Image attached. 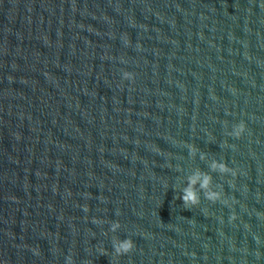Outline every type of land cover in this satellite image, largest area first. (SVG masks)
Listing matches in <instances>:
<instances>
[{
	"label": "water",
	"instance_id": "1",
	"mask_svg": "<svg viewBox=\"0 0 264 264\" xmlns=\"http://www.w3.org/2000/svg\"><path fill=\"white\" fill-rule=\"evenodd\" d=\"M197 168L228 205L185 208ZM68 255L264 264L261 0H0V264Z\"/></svg>",
	"mask_w": 264,
	"mask_h": 264
},
{
	"label": "clouds",
	"instance_id": "2",
	"mask_svg": "<svg viewBox=\"0 0 264 264\" xmlns=\"http://www.w3.org/2000/svg\"><path fill=\"white\" fill-rule=\"evenodd\" d=\"M261 6L264 7V0H261ZM126 39V38H125ZM123 78L131 79L133 74L129 71H124L122 73ZM245 125L243 122L233 125L232 131L228 134L231 136L239 137L244 131ZM189 155L196 156L197 148L194 145L189 144ZM159 151V149H156ZM200 159H207L206 154L200 152ZM209 168L212 172L219 173H231L233 176L236 175V170L230 168L228 164L224 160H218L213 158L209 162ZM186 183L180 187L179 198L183 201V205L185 208L189 206L197 205L201 199V192H203L204 198L209 201H218L222 200V203L228 205V199H222L223 196V186L217 184L213 186V177L211 172H204L199 168L192 171L189 175H187ZM232 218H235V214H233ZM99 223V221H97ZM120 227L119 222H113L110 226V230L115 232ZM112 247L115 255L119 256L121 254L129 252L134 247V241L131 237L120 239L113 237L112 239ZM99 251L103 254L106 252V249L101 247ZM65 264H73V258L71 255L66 256Z\"/></svg>",
	"mask_w": 264,
	"mask_h": 264
}]
</instances>
